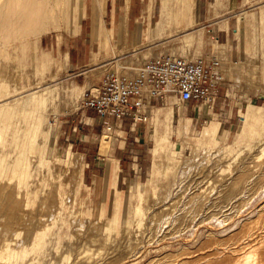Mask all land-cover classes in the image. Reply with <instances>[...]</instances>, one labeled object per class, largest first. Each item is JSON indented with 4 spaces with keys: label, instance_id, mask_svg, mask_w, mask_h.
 Returning <instances> with one entry per match:
<instances>
[{
    "label": "rangeland",
    "instance_id": "obj_1",
    "mask_svg": "<svg viewBox=\"0 0 264 264\" xmlns=\"http://www.w3.org/2000/svg\"><path fill=\"white\" fill-rule=\"evenodd\" d=\"M98 1L79 0L75 16H70L71 20L78 17L79 29L82 22L89 23L86 4L93 8V17L99 13L87 37L94 47L88 70L82 74L72 72L67 57L47 45L53 38L59 46H67L74 35L62 19L58 29L37 38L35 52L40 60L49 59L47 65L38 66L30 58L31 50L23 54L19 49L29 44V35L5 44L10 57L0 55L3 103L19 105L30 93L49 89L43 112L58 130L48 160L40 161L42 136L33 145L27 142L29 135L22 133L21 148L10 136L0 140V153L8 154L7 160H14L21 150L20 156L28 162L27 177L17 179L10 170L6 177L0 176V249L7 244L17 253L16 257L0 255V264H164L178 256L194 260L216 248L226 251L227 237L255 219L264 206V0H191L192 25L184 30V24L177 25L171 16L166 31L157 38L151 28L159 18L161 0L141 1L140 6L149 9L144 15L148 26L137 31L126 26L114 30L102 18L105 0L100 10ZM159 55L218 59L223 77L219 93L210 104L182 103L172 97L155 103L149 121L142 124L146 142L138 150L145 157L140 176L137 169L122 179L121 186L115 180L112 188L102 191L92 177L102 170L89 166L84 155L69 146L71 119L86 110L81 108L85 93L106 71L134 73ZM170 100L173 119L168 130L158 121L157 109L167 107ZM251 103L262 107L260 119L252 130L239 135L242 113ZM180 113L183 120L190 119L185 132ZM8 114H0V121ZM209 119L220 122L221 138L199 139ZM166 133L169 147L155 158L154 139ZM68 148L74 152L69 162L64 160ZM156 163L162 170L152 178ZM130 182L142 184L140 196L130 189ZM9 195L14 201L3 209L10 204ZM138 205L144 212L140 225L134 213Z\"/></svg>",
    "mask_w": 264,
    "mask_h": 264
},
{
    "label": "bare ground",
    "instance_id": "obj_2",
    "mask_svg": "<svg viewBox=\"0 0 264 264\" xmlns=\"http://www.w3.org/2000/svg\"><path fill=\"white\" fill-rule=\"evenodd\" d=\"M78 2L79 0H0V55L1 57L3 56L4 57L3 59H6V57L9 56V53L6 52L7 51V49H5L6 47H4L6 46L5 45L6 43L19 40L22 37L29 35L31 37L29 44L27 45L22 44L19 49H22L21 51H23V54H24L25 49L31 50V52L33 53L31 55L32 57L30 56V58H32V61L37 63L38 66L40 65L39 64L40 62L41 64L43 63L42 65L44 66L47 65L46 61H49V59L43 57L41 58L43 60H40L39 55L35 52L37 38L39 35L43 33H46L54 29H58L60 27L61 19L63 20L65 26L67 25L69 26L68 28L70 30L69 31L70 34H76L78 31V26H77L78 17H75L73 18V20H71L70 16H75L77 9H78V4H79ZM102 2L103 0L98 1V4H99L98 10H100V8L102 7V4H103ZM61 9H62V15H60ZM191 9H192L191 0H161L160 8H159V18L156 21L154 27L151 28L152 37L157 38L164 34V32L166 31L167 25L170 22L171 16L174 17V20L176 21L177 25L184 24L185 26L184 30L188 29L192 25V21L190 19ZM98 15L99 13L97 12L96 16L93 17V23L97 21ZM16 49L17 48L15 47L14 50ZM32 65H35V64H32ZM4 88H5V82L3 79L0 78V92L4 90ZM48 90L49 89L44 90V92L39 90L42 93H40L39 91L34 92V93L32 92L30 93L31 95L27 96L28 98L26 100H24L23 102H20L19 105L15 104V106L13 105L12 107L6 106L3 103L5 99H3L2 95H0V114L9 113L8 117L5 120L3 119L0 121V140L1 139L3 140L6 135L10 136V138L12 139L11 142H13L15 147L21 148V146L23 147L25 144L24 139H22V133H24L27 136L29 135V141L27 142H30V144H33V145L34 143H36V138L38 136H42V142L41 144L38 145L39 151L42 154L40 161L48 160V155L52 154V151L54 150L57 137H58L57 126L48 122L43 112L44 107L46 106V102L49 99L47 95L49 92ZM174 99L177 100L176 98L173 97L172 100ZM172 100H170V103L167 107L157 109L158 121L163 123V125H165L168 130H169L170 124L172 123V119H173ZM261 109H262L261 106L253 104V103H251L247 107V109L242 113V116H241L243 119V123L239 126V129H238L239 135L246 134L247 132L252 130V127L255 124V122H257L260 119V115L258 111ZM183 119L184 118L181 115L180 116V126L182 127L183 132H185L189 126L190 119L189 118H186V120H183ZM44 124H46L45 127H44ZM219 125H220L219 121L214 120V119H209L207 125L203 128L201 133H199L200 135L199 139L206 138L209 140H216L218 137L221 138L222 133L220 132ZM168 147H169V133H166L164 135L162 134V135L155 137L154 145L151 148V152L154 155V157L157 158L160 156V153L168 149ZM21 152H22L21 150L17 151L16 153L17 157L12 161L7 160L8 154L6 153L3 154L1 152L2 155H0V176H4V175L7 176V172H9V170L13 173L15 177H17V179H23L24 177L28 176V171H27L28 162L26 159H23L20 156ZM71 155H74V152L70 148H68V157L67 159H64V160L69 162ZM161 170L162 168L160 167L159 164L157 163L154 164L151 170L152 178L157 177L161 173ZM129 187L131 190L136 191V193L139 194L138 196L141 195L140 189L142 187V184L140 183L133 184L130 182ZM2 189L0 190L2 191ZM0 193L2 196L3 192H0ZM5 197L6 195L4 196V199ZM10 197L11 196L9 195L7 198V201L9 200ZM13 201L12 199L11 201L9 200L10 204L7 203L5 207L3 206V209H5L7 205H11V202ZM0 202H2V200H0ZM17 204L18 203L15 201L14 205L17 206ZM14 205L11 206L13 207V210L15 209ZM8 212H6V214ZM134 213L136 216H138V222L140 225L142 221V216L144 213L142 208L138 205ZM12 216L13 214L11 215V217ZM13 217H15V215ZM15 219H17V217L14 218V220ZM8 223H12V222H8ZM242 225L243 227L241 230H239L238 232L236 231V233L234 232L233 234L231 233L230 236L227 237V241L229 242L230 245L226 249V251L218 250L216 248L215 251H212L211 253L207 255L204 254L200 258L198 257L197 259H194V260H187V258L182 259L181 257L177 255L179 258L175 256L176 258L172 260H166V263L164 264H168L169 262L177 260V259L178 260L176 261L177 262L176 264H264V206L260 209V212H258L255 219L253 218V220H251L250 222L247 221L241 224V226ZM257 226L259 230L254 229ZM217 236L219 237V235ZM215 237L216 236H214V238ZM3 247L0 249L1 256H8V257L17 256V253L10 250L7 244L5 245L4 248ZM179 253H182V252L179 251Z\"/></svg>",
    "mask_w": 264,
    "mask_h": 264
},
{
    "label": "crops",
    "instance_id": "obj_3",
    "mask_svg": "<svg viewBox=\"0 0 264 264\" xmlns=\"http://www.w3.org/2000/svg\"><path fill=\"white\" fill-rule=\"evenodd\" d=\"M141 1L105 0L102 18L107 19L116 31L124 26L129 31L143 29L148 26V20L144 15L149 9L147 5L140 6ZM89 11L92 13L88 17L89 23L80 24L78 32L67 39L68 43L65 41L67 46L63 44L59 46L57 39L53 38L46 41L53 51L60 50V53L67 57L72 66V72L76 74H82L88 70L87 63L93 53L94 42L91 38L87 39L93 30V8L86 4V16ZM152 18H149V24H152ZM98 85L99 82L94 89H91L93 93ZM158 101H150V105L154 107ZM153 107L149 108L150 112ZM105 120L110 123V129H107L108 124L104 123ZM142 124L144 123H134L130 117H126L122 122L107 117L102 118L91 109L80 111L71 119L67 139L69 146L80 151L89 161L87 163L89 166L102 170L101 175H92L102 191L106 189L105 192H107L108 188H112L115 180L121 186L122 179L136 173L137 169L140 176L145 157L138 150L146 142ZM119 133L123 134V139H119Z\"/></svg>",
    "mask_w": 264,
    "mask_h": 264
},
{
    "label": "built area",
    "instance_id": "obj_4",
    "mask_svg": "<svg viewBox=\"0 0 264 264\" xmlns=\"http://www.w3.org/2000/svg\"><path fill=\"white\" fill-rule=\"evenodd\" d=\"M223 77L218 59L159 55L149 59L134 73L106 71L94 93L84 95L81 108L94 110L102 118L134 123L150 119V101L176 98L179 102L213 103ZM108 124L107 129H110Z\"/></svg>",
    "mask_w": 264,
    "mask_h": 264
}]
</instances>
